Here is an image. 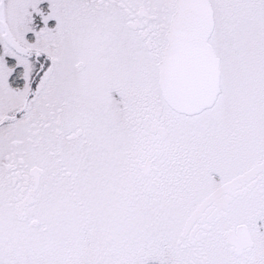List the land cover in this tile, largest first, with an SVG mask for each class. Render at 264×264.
Segmentation results:
<instances>
[{
  "label": "snow or ice",
  "instance_id": "1",
  "mask_svg": "<svg viewBox=\"0 0 264 264\" xmlns=\"http://www.w3.org/2000/svg\"><path fill=\"white\" fill-rule=\"evenodd\" d=\"M0 264H264V0H0Z\"/></svg>",
  "mask_w": 264,
  "mask_h": 264
}]
</instances>
